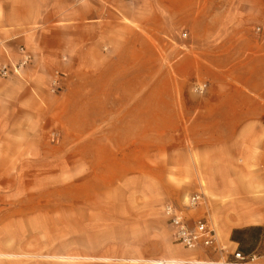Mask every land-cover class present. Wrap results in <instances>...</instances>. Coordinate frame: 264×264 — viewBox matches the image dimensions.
I'll use <instances>...</instances> for the list:
<instances>
[{
    "label": "crops",
    "instance_id": "1",
    "mask_svg": "<svg viewBox=\"0 0 264 264\" xmlns=\"http://www.w3.org/2000/svg\"><path fill=\"white\" fill-rule=\"evenodd\" d=\"M258 26L264 0H0V264L264 262ZM192 195L223 252L176 240Z\"/></svg>",
    "mask_w": 264,
    "mask_h": 264
},
{
    "label": "built area",
    "instance_id": "2",
    "mask_svg": "<svg viewBox=\"0 0 264 264\" xmlns=\"http://www.w3.org/2000/svg\"><path fill=\"white\" fill-rule=\"evenodd\" d=\"M133 1V0H130ZM255 32L264 39V28L258 26ZM29 59L26 57L22 63L13 69V72L18 75L20 69L27 65ZM9 76V69L7 66L0 68V77L6 78ZM58 76L53 80L54 90L58 87ZM207 85L200 84L195 86V91L202 93L206 90ZM202 202V195H192L184 200L182 209L174 205H167L164 208V213L168 217L170 224L174 227L176 240L186 249L194 250L203 248L206 250H213L216 253L224 251L219 244V238L213 224L206 219H197L190 221L186 217V213L195 210ZM232 260L229 257L223 258V262L204 261L196 264H264L259 261V257L255 254H244L240 250H235L232 254Z\"/></svg>",
    "mask_w": 264,
    "mask_h": 264
},
{
    "label": "rangeland",
    "instance_id": "3",
    "mask_svg": "<svg viewBox=\"0 0 264 264\" xmlns=\"http://www.w3.org/2000/svg\"><path fill=\"white\" fill-rule=\"evenodd\" d=\"M52 215H54V213H53V212L51 213V217H52ZM55 230H56L55 228H51V231H53V232H54Z\"/></svg>",
    "mask_w": 264,
    "mask_h": 264
}]
</instances>
